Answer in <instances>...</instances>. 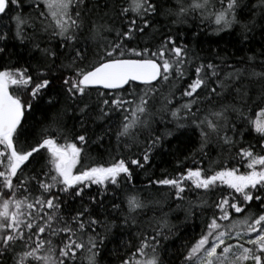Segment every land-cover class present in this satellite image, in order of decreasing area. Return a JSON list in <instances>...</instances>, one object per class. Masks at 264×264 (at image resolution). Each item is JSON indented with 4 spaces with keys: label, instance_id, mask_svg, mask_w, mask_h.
Listing matches in <instances>:
<instances>
[{
    "label": "snow or ice",
    "instance_id": "1",
    "mask_svg": "<svg viewBox=\"0 0 264 264\" xmlns=\"http://www.w3.org/2000/svg\"><path fill=\"white\" fill-rule=\"evenodd\" d=\"M13 6L11 37L31 43L40 58L36 66L0 65V264H99L113 229H140L138 217L162 208L161 201L145 199L134 189L121 203H111V212L104 207L109 189L130 185L134 169L150 165L163 138L175 134H154L158 113L170 114L176 133L199 136L201 160L193 156L192 167L180 161L177 168L183 171H165L148 183L167 188L174 201L186 205L188 218L211 213L186 247L183 264H264V86L252 96L243 83L264 81V72L247 67L257 56L237 60L241 67H236L219 53L200 57L178 35L161 34L158 41L153 35L154 17L169 15L183 23L199 12L217 33L240 26L239 43H244L256 27L255 13L241 23V0H175L174 8H165L161 0H31L32 11L25 15L24 0H0V16L12 13ZM255 8L264 21V0ZM149 28L153 33L146 32ZM9 39L10 32L0 29V44ZM4 55L6 48L0 46ZM54 89L56 95H49ZM45 96L50 107L59 102L56 96L64 97L84 131L69 129L67 108H57L25 146L21 137L28 132V117ZM93 112L109 121L119 115L115 133L109 127L92 140L85 121ZM252 132L258 145L239 147L233 166L230 155L205 165L210 144L230 153ZM112 135L117 154L88 162L89 143L99 145ZM244 161L242 172L236 164ZM93 186L97 195L90 196ZM152 220L150 233L140 229L137 243L125 242L120 264H164L161 240L174 226L166 213Z\"/></svg>",
    "mask_w": 264,
    "mask_h": 264
},
{
    "label": "trees",
    "instance_id": "2",
    "mask_svg": "<svg viewBox=\"0 0 264 264\" xmlns=\"http://www.w3.org/2000/svg\"><path fill=\"white\" fill-rule=\"evenodd\" d=\"M105 0H101L103 4ZM24 13L25 15L31 13L32 9L28 6L31 0H24ZM161 3L165 8H174L175 0H161ZM226 4V0H225ZM258 4V0H241V7L244 11L237 12L238 18L241 23H247L253 19L255 13L256 27L248 34L247 41L239 43L242 39V29L240 26H234L232 29L226 31L216 32V25L208 20H201L199 18V12L189 16L185 22H175L174 17L169 15H159L153 18L154 28L156 31L153 33V29H146V32L153 33L156 41L159 40L161 34L171 33L178 35V39L188 44L190 48H194L196 53L200 57H214L216 53L220 56L226 57L227 63L233 64L236 67H241L237 63V60L243 59L247 61L249 55L256 54L257 60L254 63H248L247 67L255 69L256 71L264 72V21L261 20L259 15L260 9L253 6ZM217 7L219 5L217 4ZM107 10V9H105ZM15 13V7L13 6V12L9 13L8 16H0V29L3 31L10 32V39L5 44H0L6 48L7 55L0 56V65H12V66H27L29 62L36 66L39 63L40 54L32 50V44L29 42L21 43L11 37V31H14V22L9 19V16ZM37 39H41L37 37ZM46 41V38H44ZM150 39V37H145ZM46 46V43H42L41 47ZM52 47H55V42H52ZM131 46V45H130ZM94 47V46H93ZM214 62H218L215 60ZM59 63V61L57 62ZM243 83L249 89V95L254 96L258 89L264 86V81L245 79ZM12 89H10L11 91ZM49 95H56L54 89ZM179 98V92L176 93ZM59 101L54 107H50L47 104V96L43 99H38L33 106V112L28 117V123L26 127L28 132L24 137H21V141L27 146L28 143H33L35 138L39 135L42 128H44L50 121L49 115L55 112L57 108H67V114L64 117V121L69 129H72L76 134H81L84 129H81L78 119V113L75 109L71 108L64 97L56 96ZM230 100L231 97H228ZM175 103V102H174ZM159 107V105H157ZM27 116V114H26ZM98 113L93 112L90 117L86 118L85 129L88 135L92 137V140L96 139L97 135L104 132L106 128L111 127L112 132L115 133L120 116H113L111 121L104 119H97ZM154 134L162 135L165 131H172L175 134L172 136L164 137L162 147L156 149L154 157L150 165H147L145 169H134V177L130 185L122 186L121 191L115 189H109V193L105 196V208L109 212L112 211L111 203H121L125 199V196L133 193V189L138 192L142 197L148 200H159L164 205L162 208H156L152 211H148L145 215L138 217V223L140 229H144L151 232L149 223L153 226L155 221L152 217H160L162 214H167L169 223L174 227L168 231L165 230L164 235L167 239L161 240L160 253L164 261V264H183L186 256V247L194 241V238L198 237L205 217L211 215L210 212H205L204 217L197 214L192 218L187 217L186 205L174 201L169 190L164 187H148L149 179H159L162 174L166 171L168 173H175L176 171H183V168H177V164L180 161L184 162L185 167H192L191 158L194 156L197 161L201 160L202 157L198 151L199 136L197 133L189 132L186 134L176 133L175 121L171 118L169 113H158L156 116V122L153 124ZM143 140V136H141ZM115 136L112 135L110 139H106L101 144L89 143L86 151L89 156L88 162H103L109 159V154L113 156L117 154ZM258 145V136L255 132L250 135L245 134L243 142L237 145L236 148H232L231 152L226 148H223L216 144H210L206 149L207 156L204 158L205 165L208 161L222 160L229 155L234 157L235 160H229V166L239 160L236 155L239 147L247 145ZM259 151L258 147L256 149ZM124 153L123 148L118 150ZM188 157L189 159L185 160ZM240 167L241 171H246V161L243 163L236 164ZM115 192L116 199L113 201L112 194ZM148 193H151L149 196ZM88 195H97V186H93L92 190ZM211 200V197H209ZM87 197L85 198V203ZM74 207L79 206V201L71 202ZM257 205L254 204L252 210L257 211ZM121 209L125 210V205L121 204ZM99 212L103 213L104 209H98ZM120 213L113 212L115 216ZM102 218V217H101ZM242 218V217H241ZM111 219V217H109ZM120 224L121 221H116ZM136 226H130L127 228L113 229V235L109 236V239L105 241L104 248L100 253L99 264H120L122 258L126 256L127 248L125 246L126 241H131L133 244L137 243L135 239L136 233L140 230ZM134 250V249H133ZM11 264V262H10ZM81 264H87L86 260H82Z\"/></svg>",
    "mask_w": 264,
    "mask_h": 264
}]
</instances>
